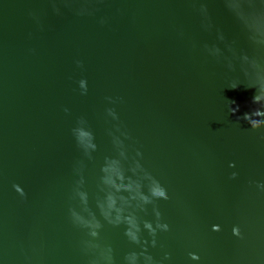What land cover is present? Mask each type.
Listing matches in <instances>:
<instances>
[{
  "label": "water",
  "instance_id": "95a60500",
  "mask_svg": "<svg viewBox=\"0 0 264 264\" xmlns=\"http://www.w3.org/2000/svg\"><path fill=\"white\" fill-rule=\"evenodd\" d=\"M228 3L245 15L261 10L248 0H0L3 264H89L82 251L89 238L69 215L78 205L77 169L89 209L104 223L95 243L111 246L117 264L138 250L97 208L112 191L101 168L115 155L108 132L117 124L130 137L129 153L142 152L143 167L170 197L156 202L170 226L149 249L157 264L165 253L164 264H195L190 252L199 264H264V192L255 187L264 182V129L243 119L264 107L252 102L264 85V22L245 27ZM80 119L96 138L91 160L72 135ZM129 204L141 221L154 220L151 207L146 214Z\"/></svg>",
  "mask_w": 264,
  "mask_h": 264
},
{
  "label": "clouds",
  "instance_id": "9594fccd",
  "mask_svg": "<svg viewBox=\"0 0 264 264\" xmlns=\"http://www.w3.org/2000/svg\"><path fill=\"white\" fill-rule=\"evenodd\" d=\"M87 2V0H86ZM249 5L258 3L260 11L245 15L242 5L240 3H228L226 6L236 14V16L244 23L245 27H249V22H256L258 25L264 22V0H248ZM59 9L56 12L59 14ZM201 11L206 14V8ZM86 12L85 8H81L78 14L83 15ZM218 39L223 41V35H219ZM206 51L211 56H218L220 49L216 46H205ZM246 60L247 57H244ZM78 63V66L82 65ZM78 87L81 95H86L88 92V82L86 79H81L78 82ZM235 89V85L233 86ZM254 104H262L264 102V85L261 86L259 94L254 95ZM109 103L114 101L109 98ZM67 112L68 110L65 109ZM232 113L235 114L239 108H233ZM106 114L112 121H119V115L115 108L106 109ZM243 119L250 125L251 130L257 131L264 129V107H260L245 113ZM72 135L75 139L77 147L81 150L83 155L91 160L93 154L97 152L98 146L96 138L88 126L87 121L80 119L77 126L72 129ZM108 135L111 137V142L115 150V155L109 156L105 159V163L101 168L103 173L102 182L110 190L103 202L97 203V208L100 210V217L103 221L113 227L123 226V235L129 242L134 245L136 249L129 251L123 255L121 264H157V261L150 254V248L157 247V236L159 233H167L170 231V226L166 222H162V214L159 211L156 202L168 201L170 199L167 189L153 177L142 165L141 160L143 154L139 150L131 155L128 151L125 141L130 139L128 133L121 129L119 124L110 130ZM229 167L235 168V164H230ZM130 171L131 176L126 175ZM80 179L74 190L73 200L78 201L77 207L69 208V215L74 226L84 230L89 239L82 242V251L91 257L89 264H117L114 249L111 246L101 248L99 244L95 243L101 236V231L104 223L97 215L89 209V196L87 191L83 190L85 179L81 169L76 170ZM238 173L233 172L231 179H236ZM133 177H136L134 180ZM14 190L21 197L25 195L23 189L19 185H13ZM255 187L258 191L264 192V182H256ZM127 192L130 194V199L136 202V207L148 214L149 207H151L153 219L141 221L134 213L126 211L130 207L129 198L117 196L116 194ZM221 230L219 225H213L212 231L219 232ZM145 233L147 236H145ZM232 235L237 238L241 237V230L239 226L232 228ZM190 261L199 264L200 256L194 252L188 254ZM171 255L165 253L163 260L169 261ZM0 264L3 261L0 260Z\"/></svg>",
  "mask_w": 264,
  "mask_h": 264
}]
</instances>
